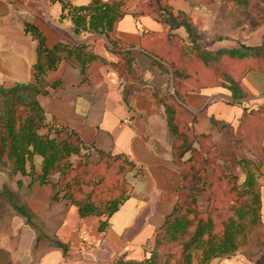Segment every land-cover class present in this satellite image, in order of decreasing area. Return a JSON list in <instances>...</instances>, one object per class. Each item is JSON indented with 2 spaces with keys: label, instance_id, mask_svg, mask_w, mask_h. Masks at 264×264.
<instances>
[{
  "label": "trees",
  "instance_id": "obj_1",
  "mask_svg": "<svg viewBox=\"0 0 264 264\" xmlns=\"http://www.w3.org/2000/svg\"><path fill=\"white\" fill-rule=\"evenodd\" d=\"M57 1L62 11H67L74 32L101 34L114 50L118 59L110 65L122 79L121 97L126 105L133 93L148 89L127 50L132 45L116 34L127 0H90L80 6H72L68 0ZM168 1L147 0L136 8V15L147 16L160 25L158 31L143 28L139 46L172 75L173 92H151L149 99L165 109L171 159L180 173L177 198L155 230L149 255L143 259L118 257L113 264H209L237 252L250 258L246 251L251 245L264 246L256 163L263 157L264 102L254 108L244 106L239 79L246 68L264 72V40L255 46L240 43L210 50L209 44L199 40L191 17L183 10L175 11ZM233 1L244 9L257 8L264 21V0L255 2L254 7L252 0ZM178 28H183L185 38L176 33ZM23 29L36 43L33 79L10 87L0 85V166L11 176L29 175L30 184L50 183L52 200L60 196L77 208L79 217L98 218L97 229L102 232L109 217L130 196L131 185L125 175L136 169L135 165L119 154L100 150L93 159L88 152L81 153L85 147L72 130L60 128L53 134H41L44 111L37 101V96L48 91L46 73L56 69L62 59L76 65L85 80L87 67L96 56L86 43L58 42L48 48L41 29L31 23H24ZM58 85L56 82L52 87ZM211 87L227 89L229 103L243 108L235 128L210 118L218 130L229 133L233 158L219 151L210 133L193 132L195 115L183 104L189 93ZM35 154L41 158L40 172L34 170ZM71 155L82 156L81 164L73 166ZM234 166L241 171L242 179L232 170ZM16 183L21 184L20 178ZM6 196L16 213L30 224L31 214L26 208L13 203L10 194ZM199 196L205 198L204 208L198 204Z\"/></svg>",
  "mask_w": 264,
  "mask_h": 264
},
{
  "label": "crops",
  "instance_id": "obj_2",
  "mask_svg": "<svg viewBox=\"0 0 264 264\" xmlns=\"http://www.w3.org/2000/svg\"><path fill=\"white\" fill-rule=\"evenodd\" d=\"M68 1L72 6L90 2ZM141 1L127 0V10L116 27L117 37L132 45L127 50L148 87L133 93L126 105L121 97L122 79L110 65L118 57L103 35L74 32L67 11H62L57 0H0V84L10 87L33 79L36 43L24 32V23L43 31L48 48L58 42L86 43L96 58L88 65L85 80L79 68L65 59L46 73L48 91L37 96L44 111L45 129L72 130L85 147L81 153L88 152L93 159L100 150L119 154L136 168L125 175L131 185L130 196L109 217L102 232L97 229L98 218L79 217L77 208L60 196L52 200L50 183L30 184V176H22L23 194L18 204L31 214V223L27 224L19 214L15 216V230L0 242V264H113L118 257L143 259L149 255L156 228L175 204L180 173L171 159L165 109L149 99L151 92L172 93L173 86L170 70L139 46L143 28L160 29L151 18L136 15ZM176 33L186 37L183 28ZM233 47L236 46L224 40L207 45L210 50ZM56 82L59 85L52 87ZM239 83L245 94L244 106L254 108L264 102V72L246 68ZM229 100L227 89L211 87L189 93L183 104L195 115L193 132L210 133L219 151L231 158L233 143L229 133L210 122L213 118L233 128L237 126L243 108ZM262 147L263 157L256 163L264 225V138ZM70 161L78 166L80 157L71 155ZM209 264H264V247L251 260L238 252L215 258Z\"/></svg>",
  "mask_w": 264,
  "mask_h": 264
},
{
  "label": "rangeland",
  "instance_id": "obj_3",
  "mask_svg": "<svg viewBox=\"0 0 264 264\" xmlns=\"http://www.w3.org/2000/svg\"><path fill=\"white\" fill-rule=\"evenodd\" d=\"M146 1H141L138 6ZM257 1L252 0L251 6L254 7V3ZM168 2L175 11L178 9L183 10L191 17L196 31L199 32L198 38L203 44L224 40L229 45L236 47L240 43L255 46L260 45L264 40V21L255 7L254 9H244L239 7L233 0H207L205 2L202 0H169ZM39 132L41 134H53L45 129V126ZM78 156L81 164L83 157ZM32 161L34 170L40 172V156L35 154L32 156ZM27 168H29V163ZM232 170L242 179L241 171L237 166H234ZM56 176H51V179H56ZM17 178L21 177L9 175L6 168L0 166V242L3 241L5 235L12 234L16 227L15 216L17 213L12 208L10 201L7 200L6 193L13 197V203L20 202L21 198L17 200L16 197H21L23 193H21V184L16 183ZM24 179L28 180V178ZM198 204L201 208L205 207L206 201L203 196L198 197ZM263 247L255 243L251 245L246 251L250 258L243 252L240 253L251 260L256 252Z\"/></svg>",
  "mask_w": 264,
  "mask_h": 264
}]
</instances>
